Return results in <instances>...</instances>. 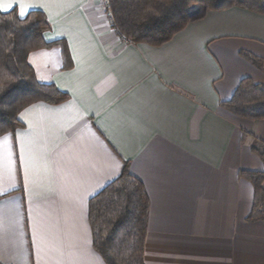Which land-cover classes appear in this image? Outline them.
Instances as JSON below:
<instances>
[{
  "label": "crops",
  "instance_id": "0c3cea01",
  "mask_svg": "<svg viewBox=\"0 0 264 264\" xmlns=\"http://www.w3.org/2000/svg\"><path fill=\"white\" fill-rule=\"evenodd\" d=\"M17 2L47 15L45 39H66L73 66L60 47L29 55L69 99L30 104L0 136V264H107L89 201L126 162L150 197L146 264H264V221L248 220L254 186L239 174L264 169L252 149L264 118L221 106L243 78L264 83L241 55L264 58V13L210 10L152 46L124 42L101 0H0V11Z\"/></svg>",
  "mask_w": 264,
  "mask_h": 264
},
{
  "label": "trees",
  "instance_id": "16d2710c",
  "mask_svg": "<svg viewBox=\"0 0 264 264\" xmlns=\"http://www.w3.org/2000/svg\"><path fill=\"white\" fill-rule=\"evenodd\" d=\"M234 6L264 13V0H110L109 20L115 32L129 43L162 46L208 11ZM50 28L41 10H31L25 17L17 9L0 11V136L23 125L19 115L30 104L44 101L56 105L69 99V93L55 83L40 81L29 62L35 50L60 47L64 67L73 66L66 39H45L44 33ZM241 55L253 65L264 67V58L246 50ZM221 106L240 117L263 119L264 83L243 78ZM252 149L264 163V142L259 141ZM239 174L254 186L248 220L264 221V169H241ZM149 212L147 188L126 162L121 174L89 201L93 244L107 264H146Z\"/></svg>",
  "mask_w": 264,
  "mask_h": 264
},
{
  "label": "snow or ice",
  "instance_id": "6c2138e0",
  "mask_svg": "<svg viewBox=\"0 0 264 264\" xmlns=\"http://www.w3.org/2000/svg\"><path fill=\"white\" fill-rule=\"evenodd\" d=\"M13 7L18 8V9H19V15H20L21 17H23V16H25L26 13L28 12V8H29V7H35V6H34V5H32V6H21V5L19 4V2H17V3H14V4H9L7 7L3 8V10H4V11H8V10H10V9L13 8Z\"/></svg>",
  "mask_w": 264,
  "mask_h": 264
},
{
  "label": "built area",
  "instance_id": "2783aa9c",
  "mask_svg": "<svg viewBox=\"0 0 264 264\" xmlns=\"http://www.w3.org/2000/svg\"><path fill=\"white\" fill-rule=\"evenodd\" d=\"M103 9L105 10V15L107 18H110L112 12L110 10V0H101ZM124 42H128L125 38H121Z\"/></svg>",
  "mask_w": 264,
  "mask_h": 264
},
{
  "label": "rangeland",
  "instance_id": "374dc122",
  "mask_svg": "<svg viewBox=\"0 0 264 264\" xmlns=\"http://www.w3.org/2000/svg\"><path fill=\"white\" fill-rule=\"evenodd\" d=\"M108 19H110V18H108Z\"/></svg>",
  "mask_w": 264,
  "mask_h": 264
}]
</instances>
